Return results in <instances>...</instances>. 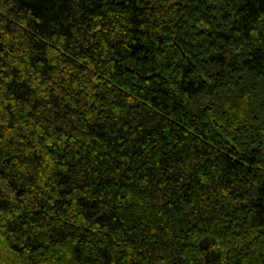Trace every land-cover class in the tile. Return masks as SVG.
<instances>
[{
    "label": "trees",
    "instance_id": "trees-1",
    "mask_svg": "<svg viewBox=\"0 0 264 264\" xmlns=\"http://www.w3.org/2000/svg\"><path fill=\"white\" fill-rule=\"evenodd\" d=\"M0 264H264V0H0Z\"/></svg>",
    "mask_w": 264,
    "mask_h": 264
}]
</instances>
